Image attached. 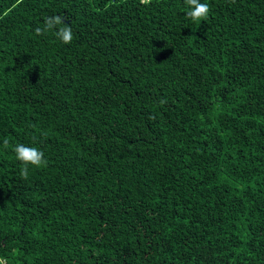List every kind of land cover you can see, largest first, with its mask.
Instances as JSON below:
<instances>
[{
	"label": "trees",
	"instance_id": "16d2710c",
	"mask_svg": "<svg viewBox=\"0 0 264 264\" xmlns=\"http://www.w3.org/2000/svg\"><path fill=\"white\" fill-rule=\"evenodd\" d=\"M200 2L0 0L7 264H264V0Z\"/></svg>",
	"mask_w": 264,
	"mask_h": 264
},
{
	"label": "clouds",
	"instance_id": "9594fccd",
	"mask_svg": "<svg viewBox=\"0 0 264 264\" xmlns=\"http://www.w3.org/2000/svg\"><path fill=\"white\" fill-rule=\"evenodd\" d=\"M141 5H149L151 0H139ZM188 7L186 17L192 22L197 23L206 20L210 13V7L207 3H202L200 0H184ZM48 32H53L55 37L65 45L71 44L73 40L72 28L69 24L64 23L60 15H54L44 18L42 27L35 29L36 35H43ZM165 101H161L164 103ZM3 146L5 149L11 147L15 154V158L22 165L20 175L23 179H27L29 168H43L47 166V160L44 157V152L33 146H26L21 143L10 146V141L4 139ZM0 264H7L6 260L0 258Z\"/></svg>",
	"mask_w": 264,
	"mask_h": 264
},
{
	"label": "bare ground",
	"instance_id": "6f19581e",
	"mask_svg": "<svg viewBox=\"0 0 264 264\" xmlns=\"http://www.w3.org/2000/svg\"><path fill=\"white\" fill-rule=\"evenodd\" d=\"M1 190V189H0Z\"/></svg>",
	"mask_w": 264,
	"mask_h": 264
}]
</instances>
